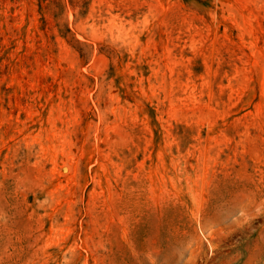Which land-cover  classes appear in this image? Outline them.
Returning a JSON list of instances; mask_svg holds the SVG:
<instances>
[{
    "label": "rangeland",
    "instance_id": "1",
    "mask_svg": "<svg viewBox=\"0 0 264 264\" xmlns=\"http://www.w3.org/2000/svg\"><path fill=\"white\" fill-rule=\"evenodd\" d=\"M0 264H264V0H0Z\"/></svg>",
    "mask_w": 264,
    "mask_h": 264
}]
</instances>
